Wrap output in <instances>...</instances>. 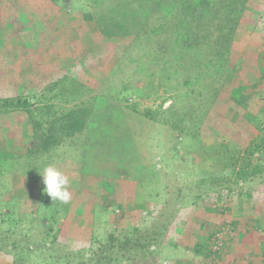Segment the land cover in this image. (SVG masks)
I'll return each instance as SVG.
<instances>
[{
	"label": "rangeland",
	"instance_id": "obj_1",
	"mask_svg": "<svg viewBox=\"0 0 264 264\" xmlns=\"http://www.w3.org/2000/svg\"><path fill=\"white\" fill-rule=\"evenodd\" d=\"M88 6V0H70L63 9L47 0H0V25L4 23L0 26V96L37 93L47 83L71 76L83 79L106 99L93 127L80 138L65 142L53 156L42 158L34 175H24L27 168L22 157L21 167L7 169L0 181V203L12 201L15 219L2 226L0 264H64L61 258L67 253L97 245L111 233L124 238L133 228L160 224L168 218L178 190L183 194V205L157 240V264H184L197 246L200 264H222L221 256L233 231V202L224 203L226 216L221 217L209 206L210 198L191 204L189 189L196 190L199 182L210 177H227L230 170L209 144L186 139L180 147L168 126L139 118L124 103L107 98L119 90L122 80L137 77L145 84L146 77L141 80L129 65L116 64L112 44L82 19V12L91 11ZM231 64L235 72L225 84L216 110L245 131V147L258 137L257 125L264 135V0H247ZM238 84L243 89L233 93L237 90L236 95L245 99L253 120L243 118L229 105L230 90ZM170 85L176 87L175 82ZM159 95L157 100L133 101L141 110L156 109L169 93ZM170 104L167 101L164 107ZM188 106L185 97L176 105ZM29 136L24 115L0 117V157L24 155L26 147L34 149L36 144ZM47 166L68 177L71 193L67 215H52L50 226L42 213L49 216L55 202L44 194L39 175ZM251 194L252 200L264 202V190ZM7 228L11 229V239L5 235ZM216 240L221 246L213 254ZM117 264L137 263L130 259Z\"/></svg>",
	"mask_w": 264,
	"mask_h": 264
},
{
	"label": "trees",
	"instance_id": "obj_2",
	"mask_svg": "<svg viewBox=\"0 0 264 264\" xmlns=\"http://www.w3.org/2000/svg\"><path fill=\"white\" fill-rule=\"evenodd\" d=\"M47 1L60 9L67 8L70 2ZM88 5L91 11L82 12V19L112 44L116 64L129 65L141 80L146 77L145 84L138 82L137 77L122 80L119 90L107 98L117 104L124 103L139 118L168 126L177 136L176 143L180 147L186 139H191L214 149L224 168L230 170L229 176L199 182L196 190L189 189L190 202L196 204L199 199L210 198L212 206H209L225 217L224 203L248 198L251 192L245 186L264 184L261 126H256L258 137L243 147L245 131L216 110L224 86L235 72L231 64L233 45L247 0H88ZM121 40L126 42L119 44ZM171 82H175L176 87L170 85ZM234 89L242 90L243 85L230 90L229 105L237 108L243 118L253 120L245 99L236 95L237 90L233 93ZM160 92L169 96L160 99L156 109L141 110L133 101L137 98L157 100ZM184 97L189 106L177 108ZM105 100L86 81L71 76L53 80L37 93L21 91L0 96V117L24 115L30 127L29 139L36 144L34 149L26 147L24 155L0 157V181L8 174V168L21 167V157L27 168L24 175H34L42 158L53 156L65 142L80 138L93 127ZM167 101L171 104L165 108ZM40 194L42 199L43 192ZM175 195L168 218L160 224L146 229L133 228L124 238L111 233L105 241L69 252L61 259L64 264H117L130 259L137 264H157V240L163 237L183 205L181 190ZM69 208V204L55 202L53 212L47 217L42 213V217L50 226L52 215L65 216ZM14 214L12 201L0 203V238L2 226L14 222ZM10 230L4 231L8 239H11ZM208 238H213L212 233ZM10 244L16 248L15 244Z\"/></svg>",
	"mask_w": 264,
	"mask_h": 264
},
{
	"label": "crops",
	"instance_id": "obj_3",
	"mask_svg": "<svg viewBox=\"0 0 264 264\" xmlns=\"http://www.w3.org/2000/svg\"><path fill=\"white\" fill-rule=\"evenodd\" d=\"M247 188L251 193L264 190V187L259 184L249 185ZM248 196L249 199H245L248 203L240 200L233 202L234 208L231 206L235 209L232 216L233 231L228 239V246L221 256L222 264H264V248L262 247L264 243V202L259 203L252 200L253 194ZM199 250L195 249L193 254L188 255L184 264H200V260L196 257L199 256ZM203 256L207 258L206 254ZM205 259L203 258V263Z\"/></svg>",
	"mask_w": 264,
	"mask_h": 264
},
{
	"label": "clouds",
	"instance_id": "obj_4",
	"mask_svg": "<svg viewBox=\"0 0 264 264\" xmlns=\"http://www.w3.org/2000/svg\"><path fill=\"white\" fill-rule=\"evenodd\" d=\"M42 177L43 192L52 202L67 204L71 200L68 191V177L56 167L47 166L39 174Z\"/></svg>",
	"mask_w": 264,
	"mask_h": 264
},
{
	"label": "built area",
	"instance_id": "obj_5",
	"mask_svg": "<svg viewBox=\"0 0 264 264\" xmlns=\"http://www.w3.org/2000/svg\"><path fill=\"white\" fill-rule=\"evenodd\" d=\"M220 246H221L220 242L216 240L215 243L213 244L212 253L215 254V251H217ZM212 256H214V255H212Z\"/></svg>",
	"mask_w": 264,
	"mask_h": 264
}]
</instances>
